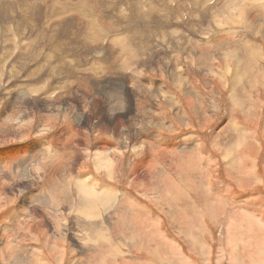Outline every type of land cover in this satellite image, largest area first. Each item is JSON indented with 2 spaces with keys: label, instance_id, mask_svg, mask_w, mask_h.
<instances>
[{
  "label": "rangeland",
  "instance_id": "374dc122",
  "mask_svg": "<svg viewBox=\"0 0 264 264\" xmlns=\"http://www.w3.org/2000/svg\"><path fill=\"white\" fill-rule=\"evenodd\" d=\"M100 1V26L107 29L98 45L107 57L94 63L99 68L51 74L46 90L34 93L30 86L12 88L41 77L26 74L37 67L39 53L22 50L27 63L0 64V214L6 219L16 207L14 218L23 224L2 235L9 244L0 246L2 260L24 264L12 257L34 249L42 263L56 264L45 246L58 244L57 264H264V0H157L164 4L155 10L161 12L159 27L149 16L150 22L139 19L137 25L129 18L134 4L143 16L154 0ZM0 7V14L16 18L51 9L43 0H0ZM63 13L54 24L87 30L88 19L69 13L66 5ZM173 16L185 20L176 24ZM79 22L85 29L75 27ZM119 23L132 28L117 33ZM0 25V51L21 49L18 34L26 23ZM72 41L89 44L88 38ZM12 65L18 71L12 77L22 71L21 79L9 77ZM94 70L105 71L99 88L89 85L90 78L103 76ZM63 132L71 138L57 146L71 143L80 153L75 165L57 166L58 151H49L56 137L68 134ZM83 179L95 192L107 189L103 199L87 189L82 193ZM59 182L66 186L64 200L54 199L51 189ZM38 225L49 228L48 234L38 231L37 237Z\"/></svg>",
  "mask_w": 264,
  "mask_h": 264
},
{
  "label": "bare ground",
  "instance_id": "6f19581e",
  "mask_svg": "<svg viewBox=\"0 0 264 264\" xmlns=\"http://www.w3.org/2000/svg\"><path fill=\"white\" fill-rule=\"evenodd\" d=\"M118 1H121V0H118ZM144 1V0H143ZM153 1V0H152ZM157 1V0H156ZM167 1V0H166ZM165 1V2H166ZM168 1H170V0H168ZM173 1V0H172ZM204 1V0H203ZM137 2H139V1H137ZM141 3H142V1H140ZM149 2V1H148ZM163 2V1H162ZM171 2V1H170ZM205 2V1H204ZM7 3V2H6ZM43 3H46V4H48V3H50V7H51V9L49 10V11H47L45 8H43V7H39V9H38V11H36L37 13H39L40 12V10H42L43 12H44V16L43 17H41V16H39V15H37V13L36 14H34V15H30V14H28V16H27V14L25 15V17H20L19 16V18H16L15 16H13L14 14H11V13H9L8 11V15L7 14H0V23H2V22H4V21H12V22H15V21H21L22 23H26V25H27V27L26 28H23V30H22V32H20L19 34H18V37H19V40H21V39H23L22 41H21V43H20V45H21V49H19L16 45H15V48H14V51H13V53H11L10 54V52H8V51H6L7 49H8V47H7V49L6 48H4V49H6V50H1L0 51V64L1 65H5L6 63H11V64H13V65H15V64H17V63H22V64H25V63H27L26 61L28 60V58H29V55H27V54H25L23 51H27V50H30L31 52H36V53H39L41 56H38L39 57V63H38V61H37V67L36 66H34V67H32L30 70H28L27 72H26V74H27V76H28V78H32L33 76H35V75H38V74H40L41 75V77L38 79V80H30V82L29 83H26L25 82V80H23V82H24V85L23 86H21V88H12V91H18V92H20V91H22V90H24V88L25 87H27V86H30L32 89H33V92L34 93H39L40 92V90L41 89H43V90H46V88H45V85H46V83H48L49 82V79H50V75L52 74L53 75V77L54 78H59V77H61L62 75H68V76H70L71 74H72V71H75V70H82V69H85V68H87L89 65H91V64H94V63H96V62H98V61H102L103 60V56L105 55L103 52V56L100 54L101 52H100V46L98 45V43H99V41L101 40V41H104L102 38H104L105 36H102L103 34H105L106 33V29H104V28H102L101 26H100V21L101 20H103L104 19V17H103V15L101 14V13H103V3L104 2H102V1H100V0H66L65 2H64V0H43ZM146 3V2H145ZM172 3V2H171ZM179 3V2H178ZM177 3V4H178ZM237 3V2H236ZM5 4V3H4ZM71 4H74L75 6H76V8L73 10V9H71ZM105 4V3H104ZM122 4H127L126 3V0L123 2L122 1ZM134 4V3H133ZM133 4H131L130 3V5H133ZM167 4V3H166ZM229 4V3H228ZM245 4V3H244ZM8 5V4H7ZM63 5H66V8H67V10L69 11V13L71 12V13H78V15H80L81 17H83L85 20L86 19H88L89 20V23H88V26H87V30L85 31V32H80V30L79 31H77V30H71V27H69V26H67V25H65V23L63 22V21H61V25H57V24H54L55 23V21H57L58 19H59V17H62L63 15H65L64 13H63ZM129 5V4H128ZM135 5V8L134 7H132V8H134V9H130V11H131V15H130V23H132V22H137L139 19L141 20V21H143V22H147V20L148 19H146V17H150V18H152V19H154V21L157 19V20H161V14L159 15V13H157V12H160L159 10L156 12L155 10H156V7H159V6H161V7H164V4H161L159 1H157V2H155V0H154V2H152V3H150L149 2V5H147L146 6V10L147 11H149V12H151V13H146V10H144V13L145 14H143V16L142 15H140L141 14V10L143 11V9L141 8V7H139V6H137L136 4H134ZM168 5H170V3H168ZM176 6V3L175 4H173L172 6ZM180 5V4H179ZM211 5V4H210ZM227 5V4H226ZM239 5V4H238ZM2 6V5H1ZM10 6V5H9ZM56 6V7H55ZM166 6V5H165ZM171 6V7H172ZM5 8H6V6H4ZM11 7V6H10ZM59 8V9H57V10H55V8ZM141 8V9H138V10H140V14H138V12L139 11H137V9L136 8ZM166 7H168V6H166ZM192 7V6H191ZM195 7V6H194ZM218 7V6H217ZM242 7V6H241ZM1 8V7H0ZM69 8V9H68ZM130 8H131V6H130ZM148 8V9H147ZM160 8V7H159ZM174 8V7H173ZM193 8V7H192ZM209 8V7H208ZM2 9V8H1ZM7 9V8H6ZM14 9V8H13ZM161 9V8H160ZM165 9H167V8H165ZM172 9V8H171ZM176 9V8H175ZM175 9H174V11H175ZM216 9V8H215ZM224 9V8H223ZM10 10H11V8H10ZM54 10L55 11H57L58 12V15H54ZM102 10V11H101ZM210 11H211V9H209ZM2 11H4V10H2ZM101 11V12H100ZM170 11V10H169ZM200 11V10H199ZM207 11V10H206ZM213 11V10H212ZM224 11V10H223ZM227 11V10H226ZM56 12V13H57ZM92 12V13H91ZM93 12H94V14H93ZM98 12V13H97ZM162 12H165V11H163L162 10ZM167 12H168V10H167ZM167 12H165V13H167ZM173 12V11H172ZM176 12H177V10H176ZM196 12V11H195ZM4 13H5V11H4ZM13 13H15V11L13 12ZM143 13V12H142ZM161 13V12H160ZM183 13H185V12H183ZM193 13V12H192ZM200 13V12H199ZM212 13V12H211ZM9 14H11V15H9ZM150 14V15H149ZM152 14V15H151ZM173 14V13H172ZM18 15V14H17ZM88 15H90V16H88ZM145 15V16H144ZM162 15H163V13H162ZM171 15V14H170ZM199 15V14H198ZM165 16H167V15H165ZM164 16V17H165ZM195 16H196V13H195ZM209 16V15H208ZM80 17V18H81ZM148 17V18H149ZM175 17H177V16H175ZM178 17H180L179 15H178ZM185 17V16H184ZM183 16L181 17V18H179V19H182L183 18V20H185V18H184ZM187 17V16H186ZM194 17V16H193ZM200 17H201V15H200ZM163 18V17H162ZM168 18H169V14H168ZM171 18H174V16L173 17H171ZM188 18V17H187ZM175 20H176V24H177V19L176 18H174ZM178 19V20H179ZM189 19H190V17H189ZM192 19V18H191ZM75 20V19H74ZM157 20L155 21V22H157ZM166 20V17L164 18V21ZM175 20H174V22H175ZM253 20V19H252ZM24 21V22H23ZM141 21H139V22H137L138 24L141 22ZM152 21V20H151ZM162 21V20H161ZM169 21H170V18H169ZM69 22V21H68ZM75 22H76V20H75ZM148 22H150L149 20H148ZM167 22V21H166ZM179 22V21H178ZM181 22V21H180ZM184 22V21H183ZM182 22V23H183ZM67 23V22H66ZM70 23V22H69ZM130 23H127V24H123V23H119V25H118V32L117 33H120V32H122V30H127L128 29V24H129V26H130ZM137 23H135L136 25H137ZM158 23V25H157V27H159V23L160 22H157ZM172 23V22H171ZM13 24V23H12ZM68 24V23H67ZM147 24V23H146ZM153 24V23H152ZM162 24L164 25V22H162ZM166 24H168V23H166ZM170 24V23H169ZM173 24V23H172ZM171 24V25H172ZM25 25V26H26ZM83 26V29H85L84 28V26L85 25H82V23H77V24H75V27L76 26ZM108 25V24H107ZM131 25H133V24H131ZM153 25H155V24H153ZM162 25V26H163ZM174 25V24H173ZM178 25H179V23H178ZM181 25V24H180ZM1 27H2V25H0ZM134 26V25H133ZM164 26H166V25H164ZM108 27H109V25H108ZM131 27V26H130ZM141 27H143V24L141 25ZM150 27V26H149ZM148 26H146L145 28H149ZM155 27V26H154ZM154 27L152 26V29L153 30H155L154 29ZM167 27V26H166ZM78 28V27H77ZM117 28V27H116ZM132 28V27H131ZM138 28H140V27H138ZM168 28V27H167ZM172 28V27H171ZM29 29H31V32H33V34H31L30 32H29ZM73 29V28H72ZM79 29V28H78ZM112 29L114 30V28L112 27ZM111 29V30H112ZM135 29V28H134ZM142 29V28H141ZM157 29H159V28H157ZM156 29V30H157ZM179 29V28H178ZM5 30V29H4ZM71 30V31H70ZM116 30V29H115ZM145 30V29H144ZM150 30V29H149ZM148 30V31H149ZM153 30H151V32H154ZM194 30V29H193ZM7 31V30H6ZM9 31V30H8ZM70 31V33H68L69 34V36H67V32H69ZM108 31H109V29H108ZM163 31H165V30H163ZM178 31V30H177ZM135 32V31H134ZM137 33L139 32V30L138 31H136ZM140 32H141V30H140ZM139 32V33H140ZM146 32H147V30H146ZM30 33V34H29ZM144 33V35H145V32H143ZM148 33H150V32H148ZM6 34V33H5ZM8 34L10 35L11 34V32L9 33L8 32ZM65 34H66V36H65ZM109 34H111V31H110V33ZM113 34H114V32H113ZM143 35V34H142ZM144 35H143V37H144ZM152 35V34H151ZM151 35H150V37H151ZM107 36V35H106ZM116 36V35H115ZM153 36V35H152ZM165 36V35H164ZM2 37V36H1ZM74 37H77V40H79V38H88L89 39V46H90V48L89 49H87L88 48V45H83V44H81L79 41V45H80V47H79V49H78V42H73L72 41V39L74 38ZM113 37V36H112ZM149 37V36H148ZM149 37V38H150ZM162 37V36H161ZM13 38V37H12ZM119 37H116L115 39L117 40ZM147 38V37H146ZM145 37H144V39H146ZM171 38V37H170ZM173 38V37H172ZM179 38H181V37H179ZM1 39V38H0ZM6 39H8V38H6L5 37V40ZM76 39V38H75ZM152 38H150V40H151ZM4 40V41H5ZM11 40V39H10ZM67 40V45L68 46H66V43H65V41ZM107 40V39H106ZM105 40V41H106ZM109 40V39H108ZM116 40H114V39H110V42L111 43H114V41H116ZM121 39H119L118 41H120ZM170 40V39H169ZM174 40H176V39H174ZM2 40H0V42H1ZM147 41H148V39H147ZM7 42V41H6ZM13 42V41H12ZM11 42V43H12ZM122 41H120V43H121ZM5 43V42H4ZM167 43V42H166ZM9 44V43H8ZM117 45H121V44H119V43H116ZM116 44H114V45H116ZM169 44V43H168ZM167 44V45H168ZM11 45H13V43L11 44ZM4 46V47H5ZM173 46H175V45H173ZM69 49H68V48ZM0 49H1V47H0ZM3 49V48H2ZM12 49V48H11ZM23 50V51H22ZM92 50V51H91ZM134 50H138V49H134ZM139 52L141 53V51L139 50ZM139 52H137L138 53V56H139ZM82 54L81 56H78L79 54ZM113 53V52H112ZM137 53H136V56H137ZM115 54V53H114ZM134 55H135V52H134ZM133 55V56H134ZM70 56H73L74 58L73 59H70ZM113 56V55H112ZM111 56V57H112ZM116 56V55H115ZM105 57H107L106 55H105ZM104 57V58H105ZM110 57V56H109ZM128 57H130V56H128ZM115 58V57H114ZM114 58H111V60L112 59H114ZM116 59V58H115ZM33 60V59H32ZM106 60V59H105ZM104 60V63L105 62H107L108 60H106L105 61ZM116 60H118V62H120L119 61V59H116ZM123 60V59H122ZM130 60H131V58H130ZM110 61V60H109ZM112 61H115V60H112ZM35 62V61H34ZM103 62V61H102ZM111 62V61H110ZM122 62V61H121ZM120 62V63H121ZM123 62H125V64L124 65H121L122 66V70L123 71H126L127 69H128V67H129V63H127L128 61H123ZM15 63V64H14ZM20 63V64H21ZM31 63V62H30ZM29 63V64H30ZM33 63V62H32ZM114 63V62H113ZM112 63V64H113ZM11 64H7V65H11ZM34 64H36V62L34 63ZM107 64V63H106ZM112 64H110V66H112ZM118 64V63H117ZM10 66L9 68H8V66H7V69H8V74H9V77L11 76L12 77V75H14V74H16L18 71L16 70V66ZM95 65V66H94ZM93 66H91V67H94V68H99L100 67V63H98L97 65L96 64H94ZM105 65V64H104ZM116 65V64H115ZM131 65V64H130ZM18 66V65H17ZM23 66V65H22ZM105 66H107L108 67V65H105ZM117 66L119 67V65H116V68H117ZM132 66V65H131ZM28 67V66H27ZM106 67V68H107ZM133 67V66H132ZM131 67V68H132ZM3 68H4V66H3ZM113 68H114V66H113ZM20 69V68H19ZM25 69V68H24ZM23 69V70H24ZM27 69V68H26ZM25 69V70H26ZM103 69H105V67L104 68H102V69H99V70H103ZM108 69V68H107ZM118 69V68H117ZM119 70H121V69H118V71ZM135 70H137L136 69V67H135ZM2 71V70H1ZM111 71V70H110ZM109 71V73H111ZM5 72V71H4ZM107 72V71H106ZM127 72V71H126ZM142 71H140V73H141ZM6 73H7V71H6ZM20 73H22V71L20 72L19 71V73L13 78V80L15 79V81H16V79H21L20 78V76L19 75H21ZM88 73V72H87ZM91 73V72H90ZM95 75H97V74H105V71H98V70H94V72H93ZM1 74V73H0ZM25 74V73H24ZM103 74V76H101V77H92V78H90L89 80H90V82H89V85L90 86H92V88H99V86H100V84H102V78H104L105 77V75ZM118 74V73H117ZM136 74V73H135ZM134 74V75H135ZM111 75V74H110ZM133 75V74H132ZM89 76V75H88ZM136 76V75H135ZM10 77V78H11ZM67 77V76H66ZM109 77V76H108ZM107 77V78H108ZM111 77H112V75H111ZM11 78V79H12ZM110 78V77H109ZM113 78V77H112ZM86 79H87V76H86ZM136 79V78H135ZM134 79V80H135ZM13 80H9L10 82L12 81V83H13ZM1 81V80H0ZM125 81V80H124ZM142 81V80H141ZM3 82V81H2ZM6 84H7V82H5ZM9 83V82H8ZM11 83V84H12ZM16 83V82H15ZM19 82H17V84H18ZM22 83V82H21ZM10 84V85H11ZM64 84H65V82H64ZM66 84H67V82H66ZM63 85V84H62ZM15 86H16V84H15ZM66 86V85H65ZM122 86V85H121ZM66 87H68V86H66ZM123 87V86H122ZM61 88V87H60ZM79 89V88H78ZM90 89V88H89ZM235 89V88H234ZM9 90V89H8ZM98 90V89H97ZM10 91V90H9ZM42 91V90H41ZM143 91V90H142ZM236 91V90H235ZM44 92V91H43ZM6 93V92H5ZM9 93V92H8ZM14 94H15V92H14ZM87 94V93H86ZM5 95V94H4ZM231 95H235V92H233V90H232V92H231ZM87 96V95H86ZM6 97V96H5ZM8 97V96H7ZM17 97V96H16ZM19 98V97H18ZM43 98V97H42ZM118 98V97H117ZM7 100L9 99V98H6ZM17 99V98H16ZM47 99V101H48V98H46ZM86 99H88L87 97H86ZM120 99V98H119ZM10 100V99H9ZM50 100V99H49ZM37 101H41L40 103H42L43 101L41 100V97L39 98V99H37ZM45 101V100H44ZM50 101H53V100H50ZM120 101V100H119ZM15 102V101H14ZM13 102V103H14ZM47 103V102H46ZM46 103H44L43 102V104L44 105H46ZM51 103V102H50ZM53 103H55L54 101H53ZM87 103V102H86ZM93 103V102H92ZM121 103V102H120ZM34 104H35V102H34ZM123 104V103H122ZM7 105V104H6ZM117 105V104H116ZM48 106V105H47ZM120 106V105H119ZM15 107V106H14ZM17 107V106H16ZM24 108V107H23ZM16 111V109H14L13 108V111ZM117 110V109H116ZM4 111H7V110H4ZM12 111V112H13ZM14 111V112H15ZM18 111V110H17ZM21 111H23V110H21ZM25 112V111H24ZM113 112V111H112ZM116 112V111H115ZM1 113H2V111H1ZM23 113V112H22ZM120 113V112H119ZM15 114V113H14ZM18 113H16V115H17ZM79 114V113H78ZM114 114V113H113ZM116 114V113H115ZM19 115V114H18ZM24 115H26L25 113H24ZM43 115H44V113H43ZM47 115L48 114H46V117H47ZM6 116V115H5ZM83 115H81V116H79V117H82ZM112 116V115H111ZM7 117H9V116H6V118ZM18 117V116H17ZM16 117V118H17ZM27 117V116H26ZM25 117V118H26ZM78 117V118H79ZM1 118V117H0ZM11 118H12V116H11ZM13 118H15L14 116H13ZM51 118V117H50ZM43 119H45L44 117H43ZM46 119H49V117L48 118H46ZM52 119V118H51ZM3 120V119H2ZM6 120H8V123L10 122V121H13V119H6ZM6 120H4V121H6ZM19 119L17 118V121H18ZM43 123H44V121H42ZM113 122V121H112ZM2 123V122H1ZM3 124H5V123H3ZM2 124V125H3ZM10 124V123H9ZM7 125V124H6ZM16 125V124H15ZM44 125V124H43ZM1 126V125H0ZM5 126V125H4ZM103 126V125H102ZM106 126V125H105ZM109 126V125H108ZM19 127V126H18ZM6 128V127H5ZM75 128V127H74ZM9 129V128H8ZM19 129H21V128H19ZM71 129V128H70ZM1 130H2V127H1ZM12 130H13V128H12ZM17 130V129H16ZM238 130V133H239V136L241 137L242 135H243V132L241 131V129H237ZM10 131V130H9ZM13 132V131H12ZM22 133V132H21ZM75 133V132H74ZM0 134H1V131H0ZM82 134H84V133H82ZM16 137V136H15ZM56 137V136H55ZM55 137H53V138H55ZM18 138H20V137H18ZM81 139V138H80ZM95 139V138H94ZM61 144V143H60ZM59 144V145H60ZM64 144V143H63ZM65 145V144H64ZM165 145V144H164ZM241 145V144H240ZM25 146V145H24ZM40 147V146H39ZM166 147V146H165ZM38 148V147H37ZM62 149V148H61ZM41 151V150H40ZM236 151V150H235ZM25 152V151H24ZM63 152V151H62ZM36 154H37V152H36ZM43 154H44V152H43ZM42 154V155H43ZM47 154V153H46ZM37 157H38V155H36ZM41 156V155H40ZM230 157V156H229ZM191 167V166H190ZM193 170V169H192ZM2 171V170H1ZM0 171V172H1ZM193 171H195V170H193ZM74 180V179H73ZM75 181V180H74ZM63 183V182H62ZM79 183H80V185H79V188H80V190L81 191H84L85 189H87L88 190V192H94L95 194L97 193V195H100V198L103 196H105L104 195V193L105 192H107V189H103L102 191H100V192H95L94 190H93V188H92V185L93 184H87L86 185V182H85V179H83L82 181L80 180L79 181ZM61 184V183H60ZM87 187V188H86ZM54 190H55V195H56V198L58 199V200H64L65 199V194H66V186L65 185H63L62 184V186H59V187H55L54 186ZM88 192H86V191H84V192H82V193H84V194H86V193H88ZM81 193V194H82ZM103 197H102V199H103ZM109 199V198H108ZM32 201V200H31ZM30 202V201H29ZM33 202V201H32ZM31 202V203H32ZM85 203V202H84ZM25 204H26V202H25ZM30 204V203H29ZM105 204V203H104ZM84 205H86V204H84ZM83 205V206H84ZM24 206V205H23ZM26 206H27V204H26ZM89 208V207H88ZM90 209V208H89ZM93 210V209H92ZM88 211V210H87ZM86 211V212H87ZM90 213V212H89ZM16 214L18 215V210H16V211H11V212H9L8 213V215H7V217L6 218H9L8 219V225H7V229H5L4 230V232H7V233H11V232H13V233H16V230L14 229V224H16V223H18L19 224V228H21V226H23V224L22 223H20L21 221H18V220H15V218L14 217H16ZM40 216V215H39ZM140 226V225H139ZM29 231V230H28ZM145 231V230H144ZM9 233V234H10ZM144 233V232H143ZM7 236V235H4V234H1V231H0V246H8L9 244L8 243H6L4 240H3V236ZM15 235V234H14ZM13 235V236H14ZM104 236V235H103ZM106 238V237H105ZM147 239V238H146ZM16 241V240H15ZM19 242V241H18ZM144 242V241H143ZM11 244V243H10ZM151 244V243H150ZM16 246V245H15ZM25 250V249H24ZM24 250H20V252H18L17 253V255L16 254H14V256L12 257V259H16V257H18L19 259L18 260H20L21 262H23V263H29V264H44V262L42 263L41 262V258L39 259V257H38V255L37 254H35L36 252H34V249H33V252H34V255L32 256V254H33V252H32V250L30 249L29 251H31L32 252V254L31 253H26V251H24ZM27 251H28V249H27ZM28 254H29V256H28ZM31 254V255H30ZM116 255V254H115ZM29 257H31V258H29ZM2 256H0V264H2L3 262H5V260L3 259L2 260ZM11 259V260H12ZM13 262V261H12ZM12 262H10V263H12ZM15 263V262H14ZM46 264V263H45Z\"/></svg>",
  "mask_w": 264,
  "mask_h": 264
},
{
  "label": "crops",
  "instance_id": "0c3cea01",
  "mask_svg": "<svg viewBox=\"0 0 264 264\" xmlns=\"http://www.w3.org/2000/svg\"><path fill=\"white\" fill-rule=\"evenodd\" d=\"M68 132H63L62 133V135L63 134H67ZM64 138H71V136H70V133H68L65 137H56L55 139H56V144H55V146L54 145H52V147L49 149V151H53V150H56V151H58L57 153H53V155H54V157H53V161H55L56 162V164H57V166L59 165V164H64V165H67V164H69V163H71L72 165H75V162L78 160V156L80 155V153L79 152H76V150L71 146V143H69L68 142V145L67 146H57L58 145V143L61 141V140H63ZM53 144V143H52ZM62 148V149H61ZM63 151V152H62ZM85 161L84 160H82L81 161V163L83 164ZM81 167H83V166H81ZM90 175V174H89ZM69 176H70V174H69ZM68 176V177H69ZM73 175H71V177H72ZM84 176H86V174L84 175ZM73 178L75 179V181L76 180H78L79 179V176H73ZM60 183H62V182H59L58 183V185L56 186V187H59V186H62V184H60ZM51 189H52V191H54L55 192V190H54V186H52L51 187ZM53 192V196L55 197L54 199H57L56 198V195H55V193ZM66 194H67V191H66ZM67 200V199H66ZM59 203V202H58ZM12 208H14L13 210L14 211H16V210H18L16 207H12ZM11 209V208H10ZM8 212V211H7ZM5 213H3V214H0V231H1V234H4V230L6 229V227H5V222H7L8 221V219L9 218H6V219H4V218H2V216L4 215ZM3 221V222H2ZM91 222H89V224H90ZM4 224V225H3ZM77 225H79V223L77 222ZM59 227H57V231H59ZM38 231L39 232H41L42 234H44V235H46V234H48V231H49V228H47L46 226H42V225H38L35 229H34V231L33 232H35V235L37 236V237H39V235H37L38 234ZM52 233H54V230L52 229ZM142 240V239H141ZM48 243V242H47ZM48 244H50V243H48ZM53 245H55V243L53 242L52 243ZM57 244V243H56ZM47 249H48V251L50 252V254H52L53 255V257H55L56 258V264H57V255H58V253L59 254H62V252H59V247H58V244H57V246H49V245H46L45 246ZM50 247H52V248H50ZM32 250V249H31ZM41 250L43 251V248H41ZM19 251V250H18ZM17 251V252H18ZM42 257V256H41ZM46 257H48L47 256V254H46V256H45V260H46ZM23 263V262H22ZM2 264H6L5 262H3ZM25 264V263H24ZM53 264V263H52Z\"/></svg>",
  "mask_w": 264,
  "mask_h": 264
}]
</instances>
